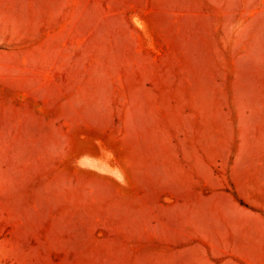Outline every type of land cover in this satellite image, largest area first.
<instances>
[{"label":"rangeland","instance_id":"374dc122","mask_svg":"<svg viewBox=\"0 0 264 264\" xmlns=\"http://www.w3.org/2000/svg\"><path fill=\"white\" fill-rule=\"evenodd\" d=\"M0 264H264V0H0Z\"/></svg>","mask_w":264,"mask_h":264}]
</instances>
